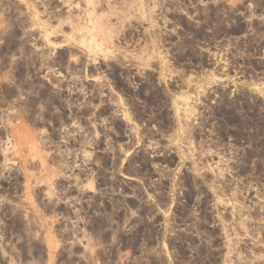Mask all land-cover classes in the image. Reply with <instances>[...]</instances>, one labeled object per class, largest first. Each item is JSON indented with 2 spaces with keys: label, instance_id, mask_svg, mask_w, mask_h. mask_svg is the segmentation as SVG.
<instances>
[{
  "label": "rangeland",
  "instance_id": "obj_1",
  "mask_svg": "<svg viewBox=\"0 0 264 264\" xmlns=\"http://www.w3.org/2000/svg\"><path fill=\"white\" fill-rule=\"evenodd\" d=\"M0 264H264V0H0Z\"/></svg>",
  "mask_w": 264,
  "mask_h": 264
},
{
  "label": "flooded vegetation",
  "instance_id": "obj_2",
  "mask_svg": "<svg viewBox=\"0 0 264 264\" xmlns=\"http://www.w3.org/2000/svg\"><path fill=\"white\" fill-rule=\"evenodd\" d=\"M144 58H146V55L144 56ZM142 72L146 73V70L143 69ZM157 73H158V72H157ZM150 75H154V73H150ZM161 118H163V116H161ZM159 121H163V120L161 119V120H159Z\"/></svg>",
  "mask_w": 264,
  "mask_h": 264
},
{
  "label": "bare ground",
  "instance_id": "obj_3",
  "mask_svg": "<svg viewBox=\"0 0 264 264\" xmlns=\"http://www.w3.org/2000/svg\"><path fill=\"white\" fill-rule=\"evenodd\" d=\"M86 1H87V0H86ZM88 1H90V0H88ZM91 3H92V2H91ZM91 3H90V4H91ZM89 12H90V11H89ZM89 12H88V13H89ZM100 23H101V22H100ZM187 101H188V98L185 99V102H187ZM187 103H188V102H187Z\"/></svg>",
  "mask_w": 264,
  "mask_h": 264
}]
</instances>
